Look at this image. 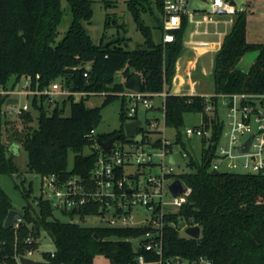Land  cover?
<instances>
[{"label": "trees", "instance_id": "trees-1", "mask_svg": "<svg viewBox=\"0 0 264 264\" xmlns=\"http://www.w3.org/2000/svg\"><path fill=\"white\" fill-rule=\"evenodd\" d=\"M63 1L70 8L72 22L64 39L55 45L63 17ZM126 5L145 40L134 51L123 46L128 41L124 38L106 44L103 38L100 45L93 44L86 30L93 17L91 0H0V179L13 178L18 172L2 141L6 125L4 105L9 97L1 92L8 90L11 81H14L11 90L20 80L29 79V90L43 93L60 79L63 90L69 93L107 94L99 108L86 106L91 97L76 101L74 96H69L58 104L48 96H34L31 106L39 113L37 128L32 127L33 118L29 112L20 114L23 126L14 134L13 147L20 146L27 153V172L40 177L54 175L60 181L72 176L90 178L95 162L104 153L97 148L98 140L106 142L119 136V142H127L123 130L95 136L91 132H97L102 111L119 99L122 102L120 121L125 126L127 103L118 94L126 91L125 83L134 76L141 77L143 93L160 94L166 89L170 94L164 103L166 128L179 130L184 126L185 115L203 113L207 102L204 97L171 94L176 64L184 52L183 39L188 23L184 21L181 30L172 32L174 43L164 44L162 40L155 43L153 30L161 39L164 35L161 22L164 0H154L160 19L154 14L151 0H128ZM146 14L155 23L160 21V26H147L143 20ZM234 18L233 27L214 59V95H262L264 45L247 42L245 12H238ZM111 25L107 15L105 31ZM118 29L125 31V25ZM249 53H256L257 57L249 70L243 71L239 65ZM86 72L87 78L84 77ZM117 73H122V84L115 82ZM209 101L217 105L215 97ZM67 104H70L69 117L64 116ZM203 120L213 125L214 132L219 130L216 117L204 115ZM156 136L158 138L152 140ZM160 136L161 132L156 131L146 138L159 148ZM180 141L178 136L175 143L180 144ZM85 150H89V155L84 154ZM70 154L74 157L71 170L68 169ZM214 157L215 149H203L199 163L189 161V173L171 177L191 189V194L176 213L164 217L165 226L161 231L164 255L191 261L203 258L212 264H264V176L229 172L212 175ZM23 186L20 190L15 185L25 201L23 222L15 234L13 228H3L8 213L14 208L0 185V264H14L16 243L21 251L29 235L36 240L42 232L55 247L54 258L45 254L51 264H93L99 255L110 264H138L136 260L140 255L147 263L155 261V257L143 248L147 242L145 236L155 233L151 227L85 228L75 223H62L53 217L54 210L49 203L39 199L31 205L32 188L26 190ZM100 211L101 206L95 205L80 210V215H96ZM183 221L189 223V227L201 229L198 240L180 236L178 224ZM127 239L140 240V253L133 252ZM37 247L36 244L31 246Z\"/></svg>", "mask_w": 264, "mask_h": 264}, {"label": "built area", "instance_id": "built-area-1", "mask_svg": "<svg viewBox=\"0 0 264 264\" xmlns=\"http://www.w3.org/2000/svg\"><path fill=\"white\" fill-rule=\"evenodd\" d=\"M238 9L229 1L213 0L211 12H195L191 10L189 0H164L163 6V43L170 44L175 42L174 31L181 30L184 21L194 27L190 34L187 45L196 47H207L218 52L221 49L222 42L228 34L227 28L232 24V19L237 15ZM218 19V20H217ZM219 19H228L222 23L226 27L225 32H220L218 26L221 23ZM215 27L213 35L217 37L216 42H196L195 38L209 36V26ZM185 38V37H184ZM193 63L185 70L182 85L185 81H191L193 76ZM88 77V72L84 74ZM38 79V77H37ZM176 79L174 78L173 83ZM27 95L41 96L45 95L55 101L58 97L74 96L76 101L81 98L97 96L90 93H69L63 89L56 91L51 85L40 93L31 91L30 80H26ZM172 83V86H173ZM22 93L20 95H24ZM173 95H196L194 85L189 84L187 92L172 91ZM9 98L15 95L13 92L1 93ZM104 97L107 94H102ZM120 98L126 100V124L141 122V129L137 131L135 137L141 136L140 141L127 138L126 143L119 142L114 144L109 153L99 155L94 164V168L88 180L77 176L69 177L65 181H60L58 177L52 175L49 177H40L42 200L49 203L53 210L67 215L71 219L79 217L81 220L86 218H100L106 223V228L127 229L133 228L135 217L138 211L148 212L145 221L136 228L151 227L155 233L151 232L145 236L146 243L143 248L146 253L155 257L153 263H147L145 257L140 255L136 262L138 264H212L211 262L200 258L199 260H187L181 257L168 258L164 255L162 229L164 228V217L169 213H176L188 201L191 189L183 184V192L177 197H173L169 187L176 181L171 177L177 175L174 170L175 160L172 156V146L162 137L161 147H154V141L147 140V135L151 132L159 131L160 124L165 126L164 103L170 95L166 89L160 94L135 93L126 90L118 94ZM203 97V96H201ZM215 97L217 105L210 103V98ZM8 98V99H9ZM161 98L163 101L159 112V118L146 119L140 116V111H154L153 99ZM206 106L202 115V125L199 128L188 129L185 136L188 139L198 137L203 140V149H215V157L211 164V171L262 175L264 176V94H221L215 96H206ZM227 110V120L222 121L219 116L220 109ZM15 107H6L4 110L15 111ZM28 106L17 109L15 114L20 115L27 112ZM216 117L219 130L214 132L211 123L206 124L203 116ZM146 125V128L144 127ZM97 133L91 132L92 136ZM126 136V135H125ZM243 139V141H242ZM252 139L249 151L238 154L236 149H245L246 144ZM222 140L228 141V148L220 147ZM168 147H171L170 149ZM97 148L98 145H97ZM103 152V151H102ZM187 154L183 158H187ZM154 158L159 159V164H154ZM158 167L159 175H149L141 185L139 176L147 168L150 170ZM95 205H100L102 211L99 214H90L81 217L80 210ZM74 211H76L74 213ZM70 223H74L71 221ZM21 224V223H20ZM16 224L13 229L15 234L20 228ZM78 224V223H75ZM17 240V236H16ZM39 239H34L31 235L24 242V248L18 249L16 243L14 264H20L21 257L30 258L38 250ZM33 244L37 248H31ZM139 247L138 252L140 253ZM20 252V253H19ZM19 253V254H18ZM54 258V253L50 254ZM44 263H50L47 260Z\"/></svg>", "mask_w": 264, "mask_h": 264}, {"label": "rangeland", "instance_id": "rangeland-1", "mask_svg": "<svg viewBox=\"0 0 264 264\" xmlns=\"http://www.w3.org/2000/svg\"><path fill=\"white\" fill-rule=\"evenodd\" d=\"M128 0H91L92 2V10H93V17L91 23L86 25V30L93 42L94 45H100L103 38L104 43H109L116 41L117 39H127L126 45H123L127 50L134 51L140 48L144 44V38L142 34L138 31L137 25L131 15V13L127 9L126 2ZM231 2L236 6L238 11L242 12L246 9L243 6H248L250 8L251 13H249L248 23H247V42L249 44H256V45H264V0H231ZM190 7L192 11L195 12H211V6L213 0H189ZM109 4V6H106ZM151 7L154 11V14L160 19V13L155 8L154 0H151ZM247 7V8H248ZM148 8V7H147ZM62 11L63 17L58 28V36L55 40V45H58L65 37L67 31L72 22V16L70 13V8L68 4L63 1L62 2ZM110 16V21L112 22L111 28L105 31V21L106 16ZM233 18L232 20H234ZM143 20L145 24L151 28H155L156 25L160 26V21L155 23L154 20L149 16V14L143 15ZM162 20V16H161ZM116 22V24H113ZM162 22V21H161ZM125 25V31L118 29L119 26L122 27ZM194 31V27L192 25H188L185 35L188 37ZM229 33V30H228ZM185 37V36H184ZM153 40L155 43L163 41L159 34L153 30ZM54 45V46H55ZM257 54L256 53H249L247 54L242 61L240 62L239 68L243 71H248L249 68L254 64L256 60ZM180 59V58H179ZM212 59L210 56L202 59L203 66H207V69L210 73V76L203 77L201 72L198 74V81L199 85L197 88V92L199 94L213 96L214 85L212 81L211 75V62ZM179 61V60H178ZM208 61V62H207ZM177 74V68L175 70V76ZM184 75V73H183ZM174 76V78H175ZM173 78V80H174ZM14 81L9 83V88L5 92L1 93H9L13 92L15 95V99L18 100L19 104L15 107V111L17 109H22L24 106H28V111L33 118L32 127L37 128L38 122L37 119L39 117V113L35 111L31 106V98L26 96L20 95L25 92L26 90V80L22 79L20 82L15 86L14 90H11V86ZM116 84H122L124 82L122 73H117L115 76ZM173 83V82H172ZM51 86L56 90L59 91L63 89V81L58 79ZM173 91V88H172ZM200 96V95H199ZM30 97V96H29ZM206 97V96H203ZM64 97L56 98L58 104H62ZM105 101V97L100 94L97 96H93L90 100L86 103L88 108H99ZM121 100H116L109 106H107L102 111V119L97 128V134L99 135H107L112 134L114 132H118L123 130L125 135V129L120 121V111H121ZM163 101L161 98L153 99V106L154 111L144 112L140 111V116L146 119L152 118H159V108L161 107ZM15 111L12 113L10 110H4L5 113V123L6 125L3 128V135L2 141L8 147L10 151V156L12 158V163L15 169H17V174L13 176V178L2 177L0 179L1 188L4 192L9 196L13 208L15 211H18L22 214V208L25 205V201L22 198L21 191L22 186L28 190L31 186L32 193L29 199V203L34 205L36 200L42 198V191H41V179L38 175L29 174L27 172V163H28V156L27 153L20 147L15 146L17 149L15 153H12L13 146L15 144V136L14 134L22 129V120L20 115L15 114ZM227 110L220 109L219 116L220 119L224 122L227 120ZM64 116H70V104H67L64 111ZM202 125V115L200 114H187L184 117V126L179 129L175 130L172 128H166L163 124H160L159 130L162 133V137L172 146V156L175 160L174 170L177 175L183 173H189L190 170L188 168V163L192 159L196 162H200L202 158L203 146L204 142L202 139L198 137H193L188 139L185 136V131L188 129L199 128ZM146 128V125L144 126ZM180 137V144L175 143L176 138ZM158 137H153L152 140L157 139ZM161 138V137H160ZM243 141V139H242ZM220 147L228 148V141L222 140ZM89 150H85L84 154L89 155ZM187 154V158H183V155ZM73 155H69L68 160V169L71 170L73 167ZM154 164H159V159L154 158ZM160 170L158 167H154L153 169L147 168L143 173L139 176V182L142 185L145 182V179L149 175H159ZM15 185L20 187V190L15 188ZM37 211V210H36ZM138 216L135 217L134 224L132 225L133 228L141 226V223L145 221V216H147L148 212L139 210ZM23 215V214H22ZM53 217L59 220L62 223H70L73 221L74 223H78L80 226L85 228H106V223L102 221L100 218H86L80 219L79 217H74L71 219L67 215L62 214L59 211H53ZM189 227V223L186 221L179 222L178 228L180 231L181 237H186L185 230ZM132 246V250L134 253L138 252L140 247V240L139 239H127ZM39 247L30 258L31 261L35 262H45V254H53L55 252V247L49 238V236L42 232L39 241ZM93 264H110V262L104 256H96L94 259Z\"/></svg>", "mask_w": 264, "mask_h": 264}, {"label": "water", "instance_id": "water-1", "mask_svg": "<svg viewBox=\"0 0 264 264\" xmlns=\"http://www.w3.org/2000/svg\"><path fill=\"white\" fill-rule=\"evenodd\" d=\"M223 1L226 2L229 0H223ZM125 89L131 92L141 93L142 92L141 77L134 76L132 79L127 81L125 83ZM18 104L19 102L17 99L9 98L6 101L5 106L6 107H17ZM124 129H125V135L127 138L129 139L134 138L135 141L137 142L141 140V136L138 135L137 137H135L137 131L141 129L140 121H137L136 123H133V124L125 125ZM118 139H119V136L112 137L106 142H102L101 140H98L97 145L104 153H109L113 149V146L118 141ZM251 142H252V139H250L249 142L246 144L245 149H236L235 152L238 154L247 153L249 151ZM212 175H218V172L212 171ZM169 190L171 194L173 195V197H177L179 194L183 192L184 189H183L182 183L179 180H176L170 185ZM75 212L76 211H74V213ZM22 222H23V215L18 211L12 210L8 213L4 221V224H3V228L5 230H9L13 228L16 224H20ZM185 235L190 239L198 240L201 235V229L198 226L188 227L185 230ZM19 261H20V264H51V263L31 261L24 257H21Z\"/></svg>", "mask_w": 264, "mask_h": 264}, {"label": "crops", "instance_id": "crops-1", "mask_svg": "<svg viewBox=\"0 0 264 264\" xmlns=\"http://www.w3.org/2000/svg\"><path fill=\"white\" fill-rule=\"evenodd\" d=\"M243 7L244 8L246 7V9L244 11H242V12H245L247 14V19H248L249 13H251L250 8L248 6H245V5ZM227 20L228 19H219V21H221V23L218 26V30L220 32H225L226 31V27H225V25L222 22L223 21H227ZM233 23H234V20L232 21V24L229 25V27L227 28V30H229V32L231 31V29L233 27ZM214 30H215V27L213 25L209 26L210 35L209 36L197 37V38H195V41L196 42H201V41H204V42H216L217 41V37H215L213 35ZM189 39H190V35L188 37H186V35H185V38L183 39L184 52H183L182 56L180 57L179 61L176 64L177 74L175 76L176 80L174 81L172 88H173V91H181V90H183V91L187 92L189 90V84H193L195 92H196V95L208 96V95L199 94L197 92V88H198V85H199L198 74H199V72H201V75L203 77L210 76V73H209V71L207 69V66H203L204 64H202V59L210 56L212 58V59H210V62H211V69H212L211 75H212V81H213L214 59H215L216 54L219 51L215 52L211 48L196 47V46L194 47V46H191V45H187L186 44V40L188 41ZM190 63L194 64L192 80L191 81H185L186 85L185 86L182 85V87H181V81L184 78L183 77V73L189 67ZM24 93H26V94H24L23 96H26L28 98L32 97L31 95H27L28 91L25 90ZM213 94H214V91H213ZM13 149L14 150L12 151V153H15V151L17 149L15 147H13Z\"/></svg>", "mask_w": 264, "mask_h": 264}]
</instances>
